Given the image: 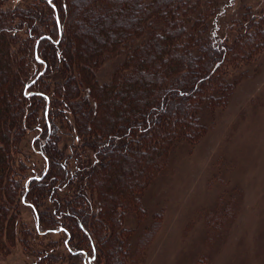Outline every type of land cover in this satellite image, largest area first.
I'll list each match as a JSON object with an SVG mask.
<instances>
[{"label":"trees","instance_id":"16d2710c","mask_svg":"<svg viewBox=\"0 0 264 264\" xmlns=\"http://www.w3.org/2000/svg\"><path fill=\"white\" fill-rule=\"evenodd\" d=\"M7 1L0 0L1 50L11 70L5 85L1 82L7 71L0 77V111H7L0 114V144L4 142L5 152L0 163L6 168L0 175V218L8 217L4 221L8 236L15 237L18 205L26 203L37 222L36 231L64 233L69 242L75 236L80 239L84 249L71 242L67 246L75 264H98L100 259L103 264H121L112 263L90 234V198L97 203L95 220L100 206L109 205V220L115 223L122 215L115 205L130 201L116 202L115 193L121 189L131 196L140 193L165 167L177 143H194L202 136V109L225 105L233 88L227 72L257 61L264 50V14L253 15L246 6L239 18H232L229 30L219 35L216 21L222 10L212 1L200 6V0H136L138 5L130 0H31L6 8ZM199 8L203 15L197 14ZM170 13L172 22L165 17ZM114 15L117 21L109 23ZM150 24L162 27L141 43L127 46L146 34ZM78 34L89 37L76 38ZM198 35L204 37V44L197 42ZM197 43L200 53L193 55ZM121 47L127 55L109 83H98L96 71ZM165 76L167 86L155 88ZM170 93L177 95L176 105L194 94L197 101L168 120L174 107L167 98ZM109 107L115 112L113 120L105 114ZM100 117L107 123L103 125ZM31 132L46 167L39 175L32 172L34 168L32 174H25L29 169L15 158ZM62 135H73L78 156L71 157L59 147ZM137 157L139 165L133 169L137 163L131 166L129 161ZM82 160L91 170L86 167L87 173L77 177L72 166L79 168ZM126 169L135 176L120 178ZM74 177L81 180V187L69 192L66 187L74 185ZM93 182H102L106 189L91 186ZM74 203L79 207L75 209ZM47 204L52 205L50 212L42 208ZM37 254L32 264H57L53 254Z\"/></svg>","mask_w":264,"mask_h":264},{"label":"rangeland","instance_id":"374dc122","mask_svg":"<svg viewBox=\"0 0 264 264\" xmlns=\"http://www.w3.org/2000/svg\"><path fill=\"white\" fill-rule=\"evenodd\" d=\"M208 1L214 2L222 10L216 21L219 35L229 30L232 18H239L246 6L253 15L264 14V0H200V6ZM29 2L31 0H8L5 7L16 4L23 6ZM130 3L138 5L136 0H130ZM125 6L129 10L130 5ZM166 9L169 12L170 9ZM200 9L202 11L199 8L197 14L203 15ZM171 16L170 13L165 17L171 21ZM213 18L209 19L210 30ZM102 21L104 19L99 22ZM107 21L114 24L117 17L114 15ZM146 27V34L134 38L135 41L127 46L133 47L141 43L151 31L157 29L156 32H159L162 26L150 24ZM81 36L89 37L88 34ZM81 36L78 34L76 38ZM198 38L199 44L205 43L203 36L198 35ZM198 43L196 49H192L193 55L200 53ZM1 47L0 41V77L7 71L6 80L1 82L5 85L11 70L5 65L8 56ZM126 55L121 47L106 58L95 73L98 83H109L114 70ZM169 64L171 67L179 66L177 63ZM225 76L233 84V88L225 105L219 103L213 110H208L205 106L202 109L200 122L205 127L202 136L194 143H177L171 149L165 167L147 182L140 193L136 192V198L133 194L135 192L132 197L127 191H123L125 189L114 192L116 202L130 200L125 205H115V210L122 214L118 221L114 223L109 220V205H98L100 215L95 220L97 203L95 198H90L93 209L90 212L93 217L89 218L90 234L98 240L97 245L102 244L100 247L106 250L112 263L264 264V50L257 61L239 64ZM154 86L165 88L166 76ZM167 98L174 105L173 112L167 116L168 120L182 114L185 108L188 109L192 102L197 101L195 94L182 99L179 105L175 103L177 95L174 93H170ZM3 107L8 110L7 105ZM107 109L105 114H109L112 120L115 119L112 107ZM0 114L5 115L7 111L2 109ZM163 114L162 112L161 116ZM99 119L100 122L103 120V125L107 123V120L101 117ZM60 123L61 128H65L64 123ZM91 127L96 126L93 124ZM64 132L67 134V131ZM32 137L31 132L22 140L15 158L16 161L24 162L29 169L25 174H29L34 168L32 172L39 175L46 167L35 143H32ZM3 146L4 142L0 144V160L5 154ZM59 147L71 157L79 155V144L73 140V135H62ZM136 159L129 161L131 166L137 163L133 169L139 165L140 158ZM82 164L78 168L73 163V170L79 173L77 177L87 173L89 169L87 162ZM5 169V165L0 163V175ZM90 170L91 168L89 172ZM123 171L127 172V169ZM98 175L99 173L95 177ZM109 176L113 175H107ZM118 176L133 178L135 175L127 172ZM73 180L74 185L66 187L69 192L75 187H81V180L78 181L76 177ZM92 185L106 189L102 182H93ZM84 188L81 190L85 192ZM74 205L75 209L79 207L76 203ZM51 207L50 204L42 206L46 211ZM18 212L17 233L13 238L8 236L7 223L4 222L8 217L3 214L0 218V264H32L40 255L36 253L46 251L58 258L57 264H75L67 246L71 242L74 246L79 245V249H84V244L79 243L78 237L70 238L69 242V237L64 233L42 234L43 231H36L37 222L26 203L18 205ZM86 227L89 230L87 225ZM98 262L103 264L101 259Z\"/></svg>","mask_w":264,"mask_h":264}]
</instances>
